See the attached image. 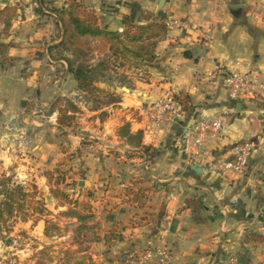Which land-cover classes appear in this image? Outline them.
Listing matches in <instances>:
<instances>
[{
  "label": "crops",
  "instance_id": "obj_1",
  "mask_svg": "<svg viewBox=\"0 0 264 264\" xmlns=\"http://www.w3.org/2000/svg\"><path fill=\"white\" fill-rule=\"evenodd\" d=\"M38 1L0 0V173L24 168L56 207L47 173L66 172V193L89 201L100 226L97 264H125L132 253L134 264H163L158 251L164 264H264V101H229L224 79L209 78L219 68L264 77V0H82L113 32L123 17L170 29L153 63L124 84L96 85L120 99L98 109L69 74L61 26L37 13ZM169 91L190 108L158 125L143 110ZM59 98L79 109L71 127L58 124ZM217 117L223 133L196 148L195 123ZM250 140L260 147L247 169H226ZM146 251L155 252L149 261Z\"/></svg>",
  "mask_w": 264,
  "mask_h": 264
},
{
  "label": "trees",
  "instance_id": "obj_2",
  "mask_svg": "<svg viewBox=\"0 0 264 264\" xmlns=\"http://www.w3.org/2000/svg\"><path fill=\"white\" fill-rule=\"evenodd\" d=\"M53 1L39 0L37 13L45 15L43 10L49 11L55 16L57 24L61 26L63 40L59 47L73 56L72 59L65 60L68 72L77 82L79 91L85 95L88 92L105 94L106 101L104 103L98 101V97L91 99L94 109L119 103L120 99L116 95L106 93L96 87L97 84L102 83L96 77L99 69H103L111 61L122 62L121 64L128 68L133 64L137 69L153 63L157 58V45L167 36L169 27L163 21L139 26L133 22L132 18L123 17V31L121 33L113 32L99 25V19L94 11L90 10L82 0H68L62 8L55 7ZM95 59L99 60L96 65L93 64ZM176 101L181 105L183 112L190 108L189 98L176 95ZM55 108L59 112L58 124L63 128L71 127L74 114L79 111L78 107L70 99L59 98L55 103ZM54 173L60 175L57 185H64L67 173L60 170H55ZM53 176L51 173H47L52 196L64 206L72 207V209L79 206V203L73 201L65 190L53 189ZM37 191V186L33 182L21 185L15 183L13 177L0 176L1 229H8L11 220L20 219L26 222L29 219L26 216L28 199L31 192ZM72 209L69 211L70 215L80 224L77 229L78 236L86 239L83 231L90 229L86 224L94 217L93 215L73 213ZM60 232L59 225L46 221L45 237L50 239L60 237ZM67 264L69 263L67 262ZM76 264L84 263L77 262Z\"/></svg>",
  "mask_w": 264,
  "mask_h": 264
},
{
  "label": "rangeland",
  "instance_id": "obj_3",
  "mask_svg": "<svg viewBox=\"0 0 264 264\" xmlns=\"http://www.w3.org/2000/svg\"><path fill=\"white\" fill-rule=\"evenodd\" d=\"M84 3V2H83ZM95 57V55H94ZM99 60L95 59L93 64H98ZM122 62L111 61L106 64V67L99 69L97 78L102 83L107 84H124L127 79V73L131 70H138L135 65L123 66ZM104 91V90H103ZM106 92V91H104ZM107 93V92H106ZM93 95V96H92ZM85 99L91 103L93 97H98V101L104 103L106 101L105 94L90 93L84 95ZM259 143V142H258ZM8 173L0 176L13 177L15 183L26 185L27 183H37L35 179L28 176L26 170L22 167H12ZM53 176V189L65 190V186H58L60 175L49 172ZM37 186V185H36ZM51 187L49 185V191ZM37 192H31L26 208V216L29 218L26 222L20 219L11 220L9 228H0V264H61L66 263L76 264L82 262L84 264H97L90 254V249L93 244L101 243V236L99 235V225L96 224L93 209L89 201L83 200L79 206L72 207L64 206L59 200H56L52 194L50 195L57 201L56 207L47 205L43 193L37 186ZM70 195V194H69ZM73 201L75 199L73 198ZM59 207H65L66 210L59 211ZM74 207V206H73ZM73 213L81 215H93L94 219L88 221L86 225L90 227L89 230H84L82 236H78L77 229L79 222L75 221L70 214ZM46 221H50L59 225L61 229L60 237L47 238L44 235ZM141 254V257L143 258ZM138 258L135 253L128 254L125 264H134ZM152 259V258H151ZM139 261V259H138ZM142 263V260L141 262Z\"/></svg>",
  "mask_w": 264,
  "mask_h": 264
},
{
  "label": "built area",
  "instance_id": "obj_4",
  "mask_svg": "<svg viewBox=\"0 0 264 264\" xmlns=\"http://www.w3.org/2000/svg\"><path fill=\"white\" fill-rule=\"evenodd\" d=\"M173 26L187 29V25H179L173 22ZM222 77L226 88V95L229 101L239 102L242 100L264 101V77L257 73H227L219 68L216 72L209 75L211 79ZM183 113L181 105L176 101V95L172 91L166 92L160 99L152 103L143 110V114L152 122L161 125L173 122ZM224 123L222 118H215L211 121L200 120L192 128V141L196 148H201L208 139L218 138L223 133ZM260 144L257 141H244L237 145L232 153L233 159L225 164V168L235 172H243ZM154 251H146L143 261H149L154 257ZM162 263L169 259L166 251H158ZM231 264H237L236 259H231Z\"/></svg>",
  "mask_w": 264,
  "mask_h": 264
},
{
  "label": "water",
  "instance_id": "obj_5",
  "mask_svg": "<svg viewBox=\"0 0 264 264\" xmlns=\"http://www.w3.org/2000/svg\"><path fill=\"white\" fill-rule=\"evenodd\" d=\"M193 170H195L198 173H201V171L199 169H197V167H193ZM84 183H81V186H83Z\"/></svg>",
  "mask_w": 264,
  "mask_h": 264
}]
</instances>
